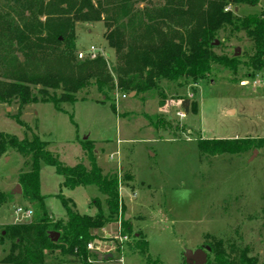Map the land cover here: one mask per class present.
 I'll use <instances>...</instances> for the list:
<instances>
[{
    "label": "rangeland",
    "instance_id": "rangeland-1",
    "mask_svg": "<svg viewBox=\"0 0 264 264\" xmlns=\"http://www.w3.org/2000/svg\"><path fill=\"white\" fill-rule=\"evenodd\" d=\"M238 12L246 17L260 10L241 6ZM76 33L78 58L79 53L88 55L94 47L114 66L115 53L104 39L102 23L78 24ZM225 39L227 35L221 33L219 41L224 46L216 50L217 54L231 56L237 48L241 49L239 56L252 53L253 44L245 33L236 34L228 43ZM249 74L245 67L234 75L216 66L199 84L189 80L163 82L160 91L126 95L128 98L114 91L105 104L96 87L90 86L77 94L74 105H61L63 111H57L51 103L22 108L17 101L0 102V132L20 140L39 137L68 167L79 163L89 166L82 144L93 145L104 174L114 172L122 180L120 195L125 211L121 215L150 243L148 255L155 263L185 264L186 251L206 248L219 239L248 246L253 255L264 259V75L250 79ZM34 95L40 99L38 89H34ZM185 98H190L194 107L181 118L178 114L185 113L181 107ZM157 115L186 130L156 131L147 117ZM199 137L257 140L260 145L237 155L202 156ZM25 161L16 150L0 158V193L13 194L0 206V235L7 226L26 223L15 214L18 208L35 210L22 194L13 193L21 187L18 179L27 171ZM126 174L131 180L125 179ZM40 181L41 195L54 221L67 218L57 197L61 194L74 201L82 215L98 214L100 201L102 211L108 214L105 198L95 186L64 189L63 177L45 164ZM100 235L117 239L111 245L102 243L111 246L106 250L114 253L111 262L103 260L100 264L149 263L130 238L125 252H117L120 240L116 223ZM9 250V244H0V261ZM46 263L75 264L60 252L47 253Z\"/></svg>",
    "mask_w": 264,
    "mask_h": 264
},
{
    "label": "trees",
    "instance_id": "trees-1",
    "mask_svg": "<svg viewBox=\"0 0 264 264\" xmlns=\"http://www.w3.org/2000/svg\"><path fill=\"white\" fill-rule=\"evenodd\" d=\"M241 6L259 7L260 13L241 17L238 14ZM95 23L104 25V39L115 53L113 67L101 55L95 59L78 58L76 26ZM221 33L227 35V43L236 34L245 33L253 44L252 53L217 54L216 50L224 46L219 41ZM216 66L234 75L245 67L250 71V79L264 75V0H1L0 3L1 103L17 101L22 108L51 103L57 111H63L61 105H74L78 93L95 86L103 98L101 103L105 104L114 91L138 96L160 91L163 82L189 80L199 84L208 79ZM34 89H38L40 99L34 95ZM181 107L187 116L194 105L190 98H185ZM112 108L116 112L114 104ZM147 119L156 131L186 130L163 115ZM198 144L202 156H222L250 151L260 142L199 137ZM82 147L89 166L79 163L68 167L39 137L20 140L0 132V158L16 150L26 160L27 171L19 176L18 182L22 197L35 207L33 220L1 230L0 244H9L10 250L0 264H47V253L55 252L75 264L100 263L97 253H114L106 250L111 246L104 247L102 243L111 245L117 239L100 235L113 223L123 237L135 241L139 255L146 257L148 264H159L148 255L150 243L141 233H135L131 222L124 221L121 215L125 211L120 195L122 180L117 173L104 174L93 145L83 143ZM44 164L54 167L63 177L64 189L97 187L105 198L108 214L102 211L100 201L98 214L82 215L74 201L61 194L57 197L67 218L54 221L46 198L41 195L40 174ZM125 179L131 180V176L126 174ZM12 196L0 193V206ZM56 234L60 235L58 241L51 238ZM91 245L93 250L89 249ZM125 245L119 243L117 252L124 253ZM207 247L211 248L207 264H264V259L253 255L250 247L228 240H215Z\"/></svg>",
    "mask_w": 264,
    "mask_h": 264
},
{
    "label": "water",
    "instance_id": "water-1",
    "mask_svg": "<svg viewBox=\"0 0 264 264\" xmlns=\"http://www.w3.org/2000/svg\"><path fill=\"white\" fill-rule=\"evenodd\" d=\"M216 45H218V43H216ZM241 52L240 48H237L235 51V56H239ZM131 95H135L134 93H132ZM130 95V96H131ZM14 194H22V189L20 186H17V188L13 191ZM54 236H56V238H53ZM60 235L56 234V235H51V238L54 241H58ZM211 248L206 247V248H202V249H198L196 251H186L185 255H184V259H186V264H207L208 262V254L210 253ZM98 256V260L99 261H107L109 259H112L113 254H108V255H103L101 253H97Z\"/></svg>",
    "mask_w": 264,
    "mask_h": 264
},
{
    "label": "built area",
    "instance_id": "built-area-1",
    "mask_svg": "<svg viewBox=\"0 0 264 264\" xmlns=\"http://www.w3.org/2000/svg\"><path fill=\"white\" fill-rule=\"evenodd\" d=\"M90 52L88 55H84L83 53H79V58L81 60H85V59H95L99 54L97 49H95L94 47L90 48ZM124 98H128L126 95H123ZM181 118H186V114L185 113H179L178 114ZM15 214L18 215V218L21 219L22 221H25L26 223L29 222V219H32L34 217V211L32 209H22V208H18L15 211ZM120 227V225H119ZM118 239L120 240V243H126L128 242V238L127 237H123L121 235V230L119 228V237ZM90 250H93V246L91 245L89 247Z\"/></svg>",
    "mask_w": 264,
    "mask_h": 264
},
{
    "label": "crops",
    "instance_id": "crops-1",
    "mask_svg": "<svg viewBox=\"0 0 264 264\" xmlns=\"http://www.w3.org/2000/svg\"><path fill=\"white\" fill-rule=\"evenodd\" d=\"M238 10H239V9H238ZM191 111L193 112V107H192ZM99 264H100V263H99Z\"/></svg>",
    "mask_w": 264,
    "mask_h": 264
},
{
    "label": "flooded vegetation",
    "instance_id": "flooded-vegetation-1",
    "mask_svg": "<svg viewBox=\"0 0 264 264\" xmlns=\"http://www.w3.org/2000/svg\"><path fill=\"white\" fill-rule=\"evenodd\" d=\"M185 264H186V259H185Z\"/></svg>",
    "mask_w": 264,
    "mask_h": 264
}]
</instances>
